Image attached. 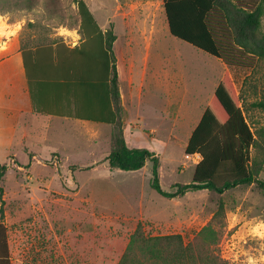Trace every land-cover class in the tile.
<instances>
[{
	"label": "rangeland",
	"instance_id": "374dc122",
	"mask_svg": "<svg viewBox=\"0 0 264 264\" xmlns=\"http://www.w3.org/2000/svg\"><path fill=\"white\" fill-rule=\"evenodd\" d=\"M86 1L94 10L99 8L94 12L101 23L118 6L116 0ZM122 1L125 7L144 11L142 16L133 11L128 19L132 41L126 61L133 63L135 85L144 64L147 81L156 73L161 83L156 93L145 90L137 96L134 89L129 97L121 69L125 121L128 127V122H137L136 114L141 117L138 131L146 138L132 146L155 152L159 184L171 190L174 183L192 180L200 157L185 154L184 148L227 67L170 35L165 20L151 35L148 52L150 9H156L157 0ZM77 20L74 0H0V33L7 28L0 43L5 38L7 46H20L43 36L47 42L72 45ZM114 20L119 31L123 23L119 16ZM261 28L264 31V15ZM263 71L262 61L246 71L230 70L247 102L264 99ZM167 82L179 85L177 95L168 96ZM246 117L252 129L264 123V112L258 109H249ZM153 126L155 136L149 134ZM110 148L109 124L43 114L20 121L2 181L6 200L0 254L6 251V258L0 257V264H117L137 226L151 236L179 233L186 242L202 241L226 264H264V193L255 183L222 193L199 189L167 198L151 187V160L138 170L111 169L105 160ZM52 149L61 153L60 161ZM259 163L257 178L264 180V158Z\"/></svg>",
	"mask_w": 264,
	"mask_h": 264
},
{
	"label": "trees",
	"instance_id": "16d2710c",
	"mask_svg": "<svg viewBox=\"0 0 264 264\" xmlns=\"http://www.w3.org/2000/svg\"><path fill=\"white\" fill-rule=\"evenodd\" d=\"M162 1L169 33L219 58L227 67L184 148L185 154L200 157L191 182L174 183L171 190L162 189L155 152L126 142L112 49L116 36L111 25L104 31L101 29L84 0H74L78 44L71 46L63 40L47 42L43 36L32 39L31 44L28 40L20 44L34 110L109 124L111 148L105 157L108 166L138 170L151 160V187L164 197H180L199 189L222 193L250 183L264 193V180L257 178L259 162L264 158V123L252 129L246 117L249 109L264 112V99L247 102L230 72L253 69L257 61L264 63L261 28L264 0ZM38 88L53 94L54 109H43ZM73 99L76 106L68 110ZM7 169L8 164L0 162V197ZM3 203L1 198L0 220ZM5 254L0 257L6 258ZM120 255L117 264H226L202 241L186 242L179 233L151 236L140 226L130 235Z\"/></svg>",
	"mask_w": 264,
	"mask_h": 264
},
{
	"label": "crops",
	"instance_id": "0c3cea01",
	"mask_svg": "<svg viewBox=\"0 0 264 264\" xmlns=\"http://www.w3.org/2000/svg\"><path fill=\"white\" fill-rule=\"evenodd\" d=\"M84 1L89 7L90 11L95 16L101 29L104 31L105 29L109 27V25H111L113 32L116 36L113 42L112 49H113V53L116 58L119 92H120L121 102H122L123 109H124L123 131H124L126 142L130 146L135 145L136 143H139L141 139H144L146 137L144 136V134L140 133L141 131H138V128L142 127V125L139 123L141 121V117L139 116V114H136V116H134V119L137 122H135L134 124L131 122H128V127H127V122L125 121L126 109L123 104L125 96L121 90V85H120L121 69H123L124 71L127 93L129 97L132 96V92L134 89L136 91L137 96L143 94L145 90L156 93V89L161 84L159 81V77H157L156 73L153 74V77L149 81H147L148 79L147 78V66L144 64L139 74V77H138V83L137 85H135L134 76H133V68H134L133 63L130 61L129 62L126 61V58L129 57V53L127 51L128 46H130V43L132 41V37L130 35L132 30H131V25L128 22V19L132 15L133 11H136V10L139 11L141 16L144 15V11L143 9H137L136 7L135 8L125 7L124 4H121L123 2L122 0H116L118 6L115 8L116 9L115 12L111 16H107L106 19L103 20V22L101 23L99 22L94 12V11H98L99 8L94 10L93 8H91L89 2H87L86 0ZM91 1H94V0H91ZM162 4H163L162 0H157L156 9H153L150 7L151 8L150 9L151 10L150 11V24H149L150 28L148 31L149 35L146 37V48L148 52H149V49L151 48V40H152L151 35L155 31V29L160 30V27L164 23V20L167 24ZM115 15L119 16L120 20L123 23L119 31H117L116 21L114 20ZM167 29H168V25H167ZM6 31H7V28L4 29L3 31L4 33L3 32L0 33L1 37H5ZM137 31L140 34L142 33L144 34V31L139 26H137ZM168 32H169V29H168ZM75 34L77 36V39L75 40V42H73L72 45L70 44L71 46L79 43L80 36L77 33L76 29H75ZM9 37H10L9 40L11 41L12 36H9ZM2 39L3 40L0 43V162H5L8 159V157L11 155L12 143H13L17 128L20 124V121L24 117H29L30 119V118H33L34 115L43 114V115L49 116L50 118H72V119H76L80 121H92V120L85 119V118H78V117L68 115V114L58 115V114H49L47 112L35 111L33 107L31 94L29 91L27 71L24 65L23 55H22V51L20 49L19 43L11 42V43H8V46H7L6 45L7 40H4L5 38H2ZM31 67L32 66H30V68ZM225 71H227V69L221 73V76L224 74ZM221 76L219 77L212 92L210 93L206 104L202 108L201 115L199 116L192 130L195 128V126L199 122L206 105L211 99L219 83ZM164 86L168 90V96H173V95L178 94L179 85L177 83L176 85H174L173 83L167 82L164 84ZM174 90H176L175 94H173ZM38 95H39L38 97H40V102H41L43 109H48V108L54 109L55 108L54 106H52L53 102H55L53 94H46L44 90L39 89ZM75 106H76L75 99H73V102L71 103V107L67 109L73 110ZM97 113H100V111L97 110ZM92 122H98V121H92ZM98 123H104V122H98ZM156 133H157V127L156 126L150 127L149 134H152L155 136ZM24 135H26V133H24ZM173 137H174L173 130L171 127H169L167 138L171 140ZM130 143H133V144H130ZM133 147H136V146H133ZM50 153H53L54 156L60 161L61 153L58 150L52 149L50 150ZM19 167L22 168L23 166L19 165ZM5 196H6V193H5V189L3 188V195L2 197H0V205H1V198L4 201L6 200Z\"/></svg>",
	"mask_w": 264,
	"mask_h": 264
}]
</instances>
